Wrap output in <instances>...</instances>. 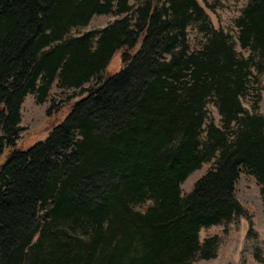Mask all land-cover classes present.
Segmentation results:
<instances>
[{
  "label": "trees",
  "instance_id": "1",
  "mask_svg": "<svg viewBox=\"0 0 264 264\" xmlns=\"http://www.w3.org/2000/svg\"><path fill=\"white\" fill-rule=\"evenodd\" d=\"M242 1L228 33L196 0H0V264L211 260L218 237L199 231L248 218L241 174L264 216V0ZM100 15L114 19L73 34ZM52 86L78 97L15 148L25 96Z\"/></svg>",
  "mask_w": 264,
  "mask_h": 264
},
{
  "label": "rangeland",
  "instance_id": "2",
  "mask_svg": "<svg viewBox=\"0 0 264 264\" xmlns=\"http://www.w3.org/2000/svg\"><path fill=\"white\" fill-rule=\"evenodd\" d=\"M202 7L208 21L214 28L232 33V19L239 14L243 6L242 0H196ZM133 4V0H129ZM114 18L110 16H93L87 25L78 28L73 34H81L88 30L99 29L107 25ZM190 45H195L196 36L192 29L188 31ZM236 51L241 52L238 47ZM120 52L117 51L111 57L105 68L110 75L120 68ZM263 92L259 103L258 112L264 116V73L261 76ZM76 92L60 91L52 86L47 101L41 105L34 103L31 95L25 96L21 104V131L16 141L15 148L25 150L38 141H42L50 130L59 124L69 111L70 104L77 99ZM243 105L247 108V104ZM50 107V108H49ZM49 108V112L46 110ZM208 112L216 119L215 111L208 107ZM7 150L3 151L1 159ZM204 165L200 170L191 173L180 185L181 193L190 191L193 182L206 170ZM235 196L245 209L248 218L237 217L226 225L210 226L199 231L198 238L201 241L209 236L218 237V246L215 258L211 260H194L190 264H264V216L258 192V186L254 180L245 174H241L235 185ZM147 204L135 207L142 210ZM257 253L255 259L253 253Z\"/></svg>",
  "mask_w": 264,
  "mask_h": 264
}]
</instances>
